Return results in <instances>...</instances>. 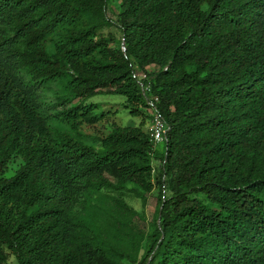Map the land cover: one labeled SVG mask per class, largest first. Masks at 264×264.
<instances>
[{"label": "trees", "instance_id": "obj_1", "mask_svg": "<svg viewBox=\"0 0 264 264\" xmlns=\"http://www.w3.org/2000/svg\"><path fill=\"white\" fill-rule=\"evenodd\" d=\"M108 1L0 0V264H120L75 219L78 194L150 193L157 158L171 195L133 264H264V0H118L121 40L105 31ZM135 68L169 125L162 150L143 120L113 124L96 149L41 110L39 91L61 82L71 106L58 115L74 131L99 119L85 104L97 95L142 116Z\"/></svg>", "mask_w": 264, "mask_h": 264}, {"label": "rangeland", "instance_id": "obj_2", "mask_svg": "<svg viewBox=\"0 0 264 264\" xmlns=\"http://www.w3.org/2000/svg\"><path fill=\"white\" fill-rule=\"evenodd\" d=\"M119 11V1L107 2L105 31H110L121 40V30L116 23ZM67 96L64 83L54 82L43 87L38 93V102L41 110L47 116L49 123L57 129L70 133L73 137L82 140L85 144L96 149L99 147V138L106 136L113 124L125 126L138 125L143 120L144 128L150 125L149 115L144 110L142 116L134 117L125 107L126 99L121 95H97L89 98L85 104L93 103L96 108L93 115L100 116L95 123L82 122L74 131L70 124L60 119L59 112L71 106L70 103L60 105V99ZM75 103L78 100L74 101ZM73 102V103H74ZM72 103V104H73ZM159 150L164 144L157 146ZM19 160L10 166L9 176L18 168ZM161 160H154L155 187L150 193H144L129 184L127 188L90 187L81 189L74 206V217L85 227L102 235L108 242L124 253L120 257V264H133L132 259L140 261L146 257L147 250L153 238L158 235L157 225L160 222L158 208L163 200L171 195L168 177H163L162 184L158 183ZM125 202L132 209L121 207L118 202ZM5 264H18L13 255H9Z\"/></svg>", "mask_w": 264, "mask_h": 264}, {"label": "built area", "instance_id": "obj_3", "mask_svg": "<svg viewBox=\"0 0 264 264\" xmlns=\"http://www.w3.org/2000/svg\"><path fill=\"white\" fill-rule=\"evenodd\" d=\"M122 49L125 51L124 44L122 45ZM134 76L147 98L146 111L151 122L147 130L150 141L153 143L154 147H157L165 143L169 125L161 113L159 97L152 92V78L147 72L141 71L138 68L134 69Z\"/></svg>", "mask_w": 264, "mask_h": 264}]
</instances>
